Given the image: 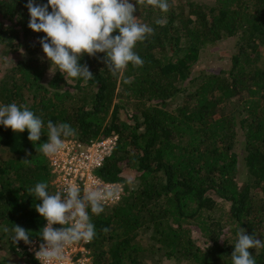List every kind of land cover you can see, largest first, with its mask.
<instances>
[{"label":"trees","instance_id":"16d2710c","mask_svg":"<svg viewBox=\"0 0 264 264\" xmlns=\"http://www.w3.org/2000/svg\"><path fill=\"white\" fill-rule=\"evenodd\" d=\"M175 1L168 0L166 14L137 7L134 15L154 32L137 43L134 50L144 63L129 65L124 77L132 82L125 83L107 72L103 53L82 56L80 63L94 77L87 82L59 71L47 78L50 64L41 62L38 43L45 34L28 28L27 0H0V45L23 54L0 82V104L25 105L44 120L38 144L47 141L49 120L76 130L65 141L119 136L99 176L125 183L126 195L91 215L97 264H143L137 243L142 233H153L148 251L179 264H232L240 228L264 240V0ZM162 17L164 26L156 23ZM228 40L236 46L231 69L193 76L202 55ZM238 138L244 139L243 171ZM1 149L13 158H0V231L7 236L19 225L30 231L32 242H43L46 221L30 189L45 182L52 192L49 161L27 131L0 126ZM127 168L137 173L138 188L127 185ZM9 245L18 258L13 264H39L23 241L15 245L10 237ZM255 259L264 264V249Z\"/></svg>","mask_w":264,"mask_h":264},{"label":"clouds","instance_id":"9594fccd","mask_svg":"<svg viewBox=\"0 0 264 264\" xmlns=\"http://www.w3.org/2000/svg\"><path fill=\"white\" fill-rule=\"evenodd\" d=\"M141 4L163 14L169 11L168 0H47V3L27 0L25 7L30 17L28 28L45 34L38 43L44 53L41 62H49L50 75L59 71L67 77L87 82L94 77L87 64L80 63L82 56L96 57L103 53L107 72L131 83L124 77L125 71L129 65L142 67L144 63L134 49L138 42L145 41L154 32L134 15ZM156 23L164 26L166 17L157 19ZM0 126L10 128L14 133L27 131L28 140L39 145L46 157L59 154L65 148V140L77 134L70 124H54L49 120L47 141L38 144L44 134V120L27 106H18L15 102L0 104ZM30 155L26 153V156ZM30 191L40 201L35 205L36 212L46 221L39 235L43 243L35 252L39 264H57L65 259L66 249L81 242L90 243L96 236L91 215L99 216L105 202L113 196L111 189L89 186L82 190L77 184L51 194L45 182L36 183ZM12 233L11 240L15 245L20 241L26 245L32 243L29 230L15 225ZM249 249H256L257 254L259 249H264V240L257 239L254 233L247 235L245 229L240 228L231 255L232 264H256V254H251Z\"/></svg>","mask_w":264,"mask_h":264},{"label":"built area","instance_id":"2783aa9c","mask_svg":"<svg viewBox=\"0 0 264 264\" xmlns=\"http://www.w3.org/2000/svg\"><path fill=\"white\" fill-rule=\"evenodd\" d=\"M118 144L119 136L116 134L99 137L87 144L76 139L65 141V148L59 154L47 157L54 175L51 194L63 191L71 184L79 185L82 190L89 186H102L113 192V196L105 202L104 207H113L121 203L126 195V184L106 182L99 176V171L114 155ZM41 243L43 242L33 241L24 247L36 258L35 252ZM93 243V240L90 243L81 242L66 249L65 259L57 264H97L93 256Z\"/></svg>","mask_w":264,"mask_h":264},{"label":"rangeland","instance_id":"374dc122","mask_svg":"<svg viewBox=\"0 0 264 264\" xmlns=\"http://www.w3.org/2000/svg\"><path fill=\"white\" fill-rule=\"evenodd\" d=\"M179 2L175 1L176 4L186 3V2H197V3H203L207 5H212L215 3L216 0H178ZM235 41L234 40H228L223 43H221L217 48H215L213 51H208L207 53H204L202 55L201 60L197 63L194 71L193 76L198 75L200 72L203 71L206 73H216L220 74L223 70L228 71L231 69V56L235 52ZM23 57L22 53H15L14 51H11L3 46L0 45V82L5 77V75L8 73V70L12 69L15 63L17 62L18 58L20 59ZM52 75L48 73L47 78H50ZM130 111L135 112V108L133 105L129 106ZM236 150L240 154V166L242 168V171L244 170V164H243V155L244 153V139L238 138V143L236 145ZM0 158L3 160H9L13 158V155L7 150V149H1L0 150ZM124 175L127 180V185L130 187L138 188L139 180L138 175L135 171L130 170L127 168L124 171ZM227 210V209H226ZM224 211V213L226 212ZM229 226V225H228ZM230 228V226H229ZM1 230V229H0ZM230 232V230H229ZM12 233H7V236H3V233L0 231V259L9 260V263H18V258H12L13 253L11 249L9 248V241ZM153 235L152 232L148 233H142L139 236H137V243L141 245L144 249V251L139 255V259L142 261L143 264H179L175 261H170L166 259L163 254H152L149 250L152 246L151 236ZM194 236L198 237L199 235L194 233ZM200 238V237H199ZM198 241V244L202 247H205L206 243L205 239L200 238ZM109 245L106 244L104 247V250L108 251ZM19 252H22V249H20ZM109 260V257H106V260Z\"/></svg>","mask_w":264,"mask_h":264},{"label":"crops","instance_id":"0c3cea01","mask_svg":"<svg viewBox=\"0 0 264 264\" xmlns=\"http://www.w3.org/2000/svg\"><path fill=\"white\" fill-rule=\"evenodd\" d=\"M47 158V157H46Z\"/></svg>","mask_w":264,"mask_h":264}]
</instances>
